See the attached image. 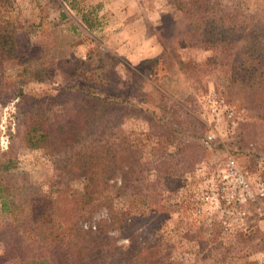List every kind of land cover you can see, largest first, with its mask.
<instances>
[{"label": "rangeland", "instance_id": "1", "mask_svg": "<svg viewBox=\"0 0 264 264\" xmlns=\"http://www.w3.org/2000/svg\"><path fill=\"white\" fill-rule=\"evenodd\" d=\"M174 1L0 0V24L14 29L22 57L0 59V160L8 159L10 170L26 175L34 187L28 201L35 211L46 209L41 195L54 193L55 184L66 192L78 187L77 177L64 179L55 170L61 153L22 146L17 133L25 117L15 95L20 89L32 97L27 114L45 109L52 123L48 118L61 113V101L76 99L60 95V86L98 84L104 97L134 105L111 130L123 135V144L136 141V154L149 167L146 183L153 182L139 207L135 232L151 230L156 222L158 240L132 241L130 250L136 253L139 245L150 243L147 264H264V105L250 102L243 89L232 85L230 79L247 77L235 65L226 67L227 53L199 46L205 38L194 41L197 46L173 45L191 38L188 23L197 26V33L209 34L214 23L231 30L235 50L246 46L263 53L264 0ZM251 18L255 27L248 35ZM241 56V51L228 55ZM56 117L57 123L61 116ZM157 117L164 123L174 119L177 139L166 140L163 128L148 124ZM4 179L3 184L15 181L8 175ZM129 198L114 200L117 212L138 208V198ZM50 204L56 215L64 214L62 200ZM109 212L98 209L82 228L94 229ZM9 224L0 213V261L18 255L3 256ZM104 235L113 239V257L98 264H125L115 251L126 250L128 239L115 230Z\"/></svg>", "mask_w": 264, "mask_h": 264}, {"label": "trees", "instance_id": "2", "mask_svg": "<svg viewBox=\"0 0 264 264\" xmlns=\"http://www.w3.org/2000/svg\"><path fill=\"white\" fill-rule=\"evenodd\" d=\"M185 1L187 0L174 2L179 5ZM191 24L188 23L185 27L193 34L190 35L191 38L177 41V45H173L180 49L197 46L196 40L200 37L205 38V42L199 41L202 42L199 46L204 44L206 49L217 48L227 53L226 67L235 65L238 71H243V76L247 77L230 79L232 85L243 89L250 102L264 105V52H250L246 46L243 50L241 46L235 50V41H232L229 33L231 30L228 27L220 28L214 23L210 26L209 23V32L212 34L201 32L202 35L197 33V26L192 27ZM247 26L245 28L246 31H250L247 33L249 35L255 27L252 18ZM5 27L6 24H0V59L20 60L22 57L19 59L16 50L14 29ZM260 28H264V24ZM233 51L236 53L241 51L243 56L240 59H229L228 55L233 54ZM21 53L26 55L27 50L23 49ZM81 62L79 61L80 64ZM225 62L219 63L218 66L223 67ZM24 69L25 67H22L20 72ZM23 73L26 75V72ZM57 91L66 98L76 99L70 102L69 99L61 101V104L63 103L61 113L59 115L51 113L48 119H51L52 123H47L45 109L40 113L27 114L28 106L33 105L32 97L24 96L20 89H17L15 95L19 100L17 107L25 117L23 127L17 133L18 140L22 142L23 147H42L49 154L61 153L62 163L55 167V170L64 179L77 177L78 187L72 186L69 192H66L65 189H58L59 184H55L54 193L41 195L47 210L35 211L29 207L28 195L34 187L28 183L26 175L10 170L12 162L8 159L0 160V213L10 220L7 227L9 245L4 246L3 256L10 251L18 254L15 258L1 260L0 264H98L106 257H113V239L104 235L109 230H115L129 241L126 250L116 249L118 258H123L125 264L131 260V264H147L146 258L150 253L147 249L151 250L150 243L139 245L135 249L136 253L130 250L132 249L130 245L132 241L158 240L159 225L156 222V226L151 230L135 232L137 218L142 215L139 207L145 204L149 197L148 188L153 184L146 183L145 176L149 167L145 166L146 162L136 154L139 147L134 144L135 140L123 144L125 141L123 135L120 137L119 131L115 134V130H111L113 127L117 128L121 119L127 115L125 113L127 106L134 105L128 100H117L110 95L104 97V88L94 83L82 86L77 81H67L66 85L60 86ZM143 109L144 107H138L139 111ZM52 115L54 116L51 117ZM56 116H61L57 123L54 120ZM172 120V123H164L161 117H157L148 119V124L151 127L163 128L167 133L166 140L173 141L177 137L172 134L180 130L176 127L174 119ZM158 145L159 141H156L155 149H158ZM7 175L14 178V183L10 184L7 179L3 184ZM115 178L116 183L112 182ZM121 196L128 198L136 196L139 201H136L138 208L134 211L126 209L117 212L114 200ZM53 199L63 201L65 211L62 216L52 212L50 203ZM151 203L155 202L150 201ZM100 208L109 210V214L98 219L93 226L94 229L88 225L83 229L82 225ZM100 235L103 237H99ZM150 257L152 258V255ZM115 262L118 263L119 259Z\"/></svg>", "mask_w": 264, "mask_h": 264}, {"label": "built area", "instance_id": "3", "mask_svg": "<svg viewBox=\"0 0 264 264\" xmlns=\"http://www.w3.org/2000/svg\"><path fill=\"white\" fill-rule=\"evenodd\" d=\"M240 181H241L242 185H243L245 188L248 189V187H247V183H246L245 181H243L242 179H241ZM258 194H259V195H262V194H263V188H262V186L259 188V193H258Z\"/></svg>", "mask_w": 264, "mask_h": 264}, {"label": "crops", "instance_id": "4", "mask_svg": "<svg viewBox=\"0 0 264 264\" xmlns=\"http://www.w3.org/2000/svg\"><path fill=\"white\" fill-rule=\"evenodd\" d=\"M126 39H127V38H126ZM123 44H124V42L121 43V45H123ZM116 51H117L118 53H120V52H121V49H119V47H117V48H116Z\"/></svg>", "mask_w": 264, "mask_h": 264}]
</instances>
